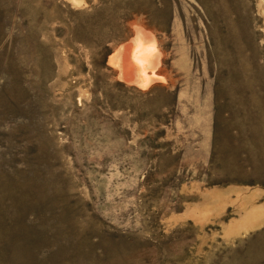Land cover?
Instances as JSON below:
<instances>
[{"label": "rangeland", "instance_id": "rangeland-1", "mask_svg": "<svg viewBox=\"0 0 264 264\" xmlns=\"http://www.w3.org/2000/svg\"><path fill=\"white\" fill-rule=\"evenodd\" d=\"M0 264H264V0H0Z\"/></svg>", "mask_w": 264, "mask_h": 264}, {"label": "bare ground", "instance_id": "bare-ground-1", "mask_svg": "<svg viewBox=\"0 0 264 264\" xmlns=\"http://www.w3.org/2000/svg\"><path fill=\"white\" fill-rule=\"evenodd\" d=\"M147 33H145L146 35H140L141 33H138L133 39V44L125 45L121 53L124 66L122 72L123 76H134L137 84L141 87H146V85L151 81L150 78L153 77V75H151L152 72L150 75L146 73V68L148 69L154 67L156 65V61L158 63L154 39L151 35H147ZM114 59L115 55L113 54L109 58L110 63H113L115 61Z\"/></svg>", "mask_w": 264, "mask_h": 264}]
</instances>
